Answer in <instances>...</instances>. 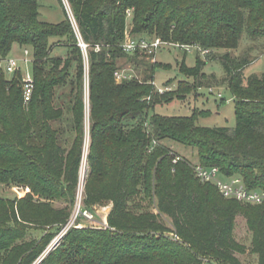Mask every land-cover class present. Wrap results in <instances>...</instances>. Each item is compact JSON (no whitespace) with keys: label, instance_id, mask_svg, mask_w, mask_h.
<instances>
[{"label":"trees","instance_id":"obj_1","mask_svg":"<svg viewBox=\"0 0 264 264\" xmlns=\"http://www.w3.org/2000/svg\"><path fill=\"white\" fill-rule=\"evenodd\" d=\"M68 1L78 31L65 7V18L53 23L41 19L38 0H0V58L14 44L30 49L35 79L26 103L21 73L8 79L0 68V183L29 185L42 198L0 197V264H35L72 215L85 142L87 63L92 143L83 203L94 212L111 203L108 227L71 228L39 264H243L236 253L248 247L234 235L238 215L252 233L250 251L264 264V204L224 197L214 183L201 182L187 159L173 162L179 155L162 143L191 146L202 165L264 189V73L245 76L250 61L229 52L221 57L236 99L234 127L198 125L203 110L190 116L151 113L176 93L201 87L204 66L219 57L215 49L237 48L244 31L264 37V0ZM129 18L133 38L160 37L208 50L197 51L194 66L185 58L180 64L192 85L182 80L180 90L157 91L154 72L166 64L148 63L146 54H155L146 50L122 48ZM122 58L145 65L143 79L118 82ZM141 184L145 193L155 192L157 212L130 209ZM57 199L66 205L42 207ZM33 228L47 232L26 239Z\"/></svg>","mask_w":264,"mask_h":264},{"label":"rangeland","instance_id":"obj_2","mask_svg":"<svg viewBox=\"0 0 264 264\" xmlns=\"http://www.w3.org/2000/svg\"><path fill=\"white\" fill-rule=\"evenodd\" d=\"M39 1V11L42 20L48 22H60L65 18L64 7L66 8L70 18L75 24V18L72 13L68 0H38ZM128 31L130 32L133 27L132 19L129 18L127 21ZM156 33H152L154 36ZM148 37L152 38V35L147 33ZM166 41V40H165ZM170 42V41H166ZM173 43V42H172ZM29 57L32 59L31 50ZM229 52L231 58L246 59L250 61L243 69L242 73L245 76L258 75L261 76L264 73V37L253 39L248 37L247 32L244 31L240 39L239 46L235 49H215V53L219 56L217 59H213L207 62L203 68L205 76L202 79L201 87H193L191 91H180L174 95L170 101H163L155 106L153 112H157L160 115L165 116H190L196 113V111H206V114L199 115L197 118V124L200 126L209 127H220V126H230L234 127L236 125V99L233 95L232 90L229 87V78L227 76L225 66L221 61V57ZM65 54V51L61 52ZM86 53V52H85ZM197 50L195 48L190 49L185 55L184 50L174 44H163L155 53L146 54L143 58L148 63H153V61H158L160 63L169 65H162L156 68L154 72V84L158 89L163 88L166 85L172 87L173 90H180V81L185 80L191 83L195 82L193 77H188L183 74L180 70V64L185 58L186 64L188 66H194L196 64ZM87 58V53L85 54ZM204 56V55H203ZM9 58H17L19 60V65L22 73L31 72L33 73V61L25 62V50L21 48L18 44H14L12 50L10 51ZM142 58V55L140 56ZM119 64L124 68V73L130 74L131 76L137 75L140 79H143L145 72V65L141 63H132L127 61V59L122 58L119 60ZM87 69L85 73V142L83 151V161L80 169V179L79 186L76 196V201L78 198V193L80 191L84 194L86 175L88 171V153L90 151L92 136H91V103H90V79H89V66L86 64ZM8 79H12L10 75H6ZM170 83V84H167ZM156 88V89H157ZM67 113V112H66ZM60 121L54 122V124H59ZM61 125V123H60ZM63 126H66V122H63ZM163 144L168 146L172 153L179 155L180 157L187 159V165L192 168L196 163H199L197 158V151L191 146H187L180 142L173 141L171 139H165L162 141ZM175 160V159H174ZM173 162H176L174 161ZM222 179H227L225 175H219ZM202 182V181H201ZM140 185V191L134 195L130 202V209L134 212L155 210L156 208V194L154 191L151 194L145 193V190ZM32 193L36 200L42 199L40 195L34 194L32 188L29 185H12L0 183V197H10L18 199L24 198ZM48 201V200H44ZM43 205V201L41 200ZM47 204H52L55 207L65 206L66 203L63 200H53L45 204L44 209L48 208ZM76 202L72 206V211L75 207ZM245 204V202L243 203ZM112 208V204L99 206L96 210V219L98 221H105L108 218L109 212ZM163 220L167 223L169 227H172V221L166 215H163ZM86 227H100L97 223H92L91 221L82 220L80 228ZM47 232L44 229H30L26 239L39 238L42 234ZM234 235L236 239L245 244L248 249L245 253H236L237 257L241 260L243 264H258V256L252 253L249 249L252 241V233L248 228L246 218L243 215H238L236 218V225L234 230ZM64 235L55 234L54 238L48 245L46 252L48 253L58 246L62 242ZM47 253V254H48ZM43 256V255H42ZM41 256V257H42Z\"/></svg>","mask_w":264,"mask_h":264},{"label":"built area","instance_id":"obj_3","mask_svg":"<svg viewBox=\"0 0 264 264\" xmlns=\"http://www.w3.org/2000/svg\"><path fill=\"white\" fill-rule=\"evenodd\" d=\"M128 15H131V10H127ZM74 22V21H73ZM75 27L78 31V26L75 21ZM163 44H174L177 47L186 49L190 51V49L195 48L197 51H201L203 54L207 53L208 50L202 49V47L198 44H180V43H172L166 42L160 37L155 39H136L133 38L131 33L127 31L126 37L124 42L121 44L122 48L127 52L135 51L136 49L146 50L149 53H156V51L163 45ZM81 47L84 49L85 52L87 49V44L84 43L82 40L80 41ZM25 62H29L30 60L33 61L29 57L30 51L29 49H25ZM0 68H2L8 75H14L18 72L21 73V82L23 88V95L24 101L28 103L33 95L34 87H35V79L33 73L27 71L22 73L19 60L17 58H0ZM130 74L124 73V70L118 71L116 73V78L118 82H121L124 78H131ZM157 88V87H156ZM172 90V87L169 85L161 87L160 89L157 88L159 93H164L165 91ZM180 156H176L174 161L180 159ZM195 175L203 182H212L214 183L217 188L219 189L220 193L226 198H234L241 202L250 203V204H264V189L256 188L251 189L248 188L243 179L240 177H233L222 179L219 175H223L221 169L218 166H204L201 163H196L194 165ZM87 220L91 221L92 223H97L100 227H108V219L105 221H98L96 219V212L86 208L83 203V192L80 191L78 193V198L73 209L72 215L69 221L62 226L59 235H65L71 228L81 227V221ZM218 264V263H216Z\"/></svg>","mask_w":264,"mask_h":264},{"label":"water","instance_id":"obj_4","mask_svg":"<svg viewBox=\"0 0 264 264\" xmlns=\"http://www.w3.org/2000/svg\"><path fill=\"white\" fill-rule=\"evenodd\" d=\"M47 253H48V251L46 252V254H47ZM46 254H44L42 257H40V258L38 259V261H37L35 264H39L40 261L44 258V256H45Z\"/></svg>","mask_w":264,"mask_h":264}]
</instances>
